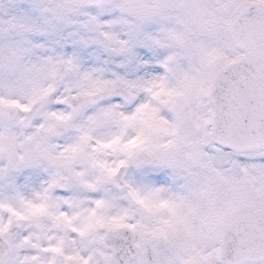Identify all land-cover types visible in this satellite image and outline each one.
I'll return each mask as SVG.
<instances>
[{"label": "snow or ice", "instance_id": "6c2138e0", "mask_svg": "<svg viewBox=\"0 0 264 264\" xmlns=\"http://www.w3.org/2000/svg\"><path fill=\"white\" fill-rule=\"evenodd\" d=\"M0 264H264V0H0Z\"/></svg>", "mask_w": 264, "mask_h": 264}]
</instances>
